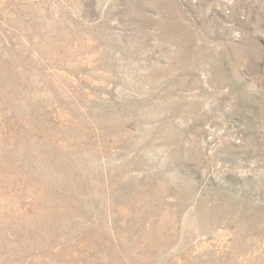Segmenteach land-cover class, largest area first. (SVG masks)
Instances as JSON below:
<instances>
[{
	"label": "rangeland",
	"instance_id": "obj_1",
	"mask_svg": "<svg viewBox=\"0 0 264 264\" xmlns=\"http://www.w3.org/2000/svg\"><path fill=\"white\" fill-rule=\"evenodd\" d=\"M0 264H264V0H0Z\"/></svg>",
	"mask_w": 264,
	"mask_h": 264
}]
</instances>
